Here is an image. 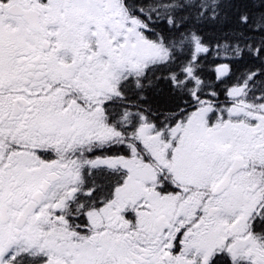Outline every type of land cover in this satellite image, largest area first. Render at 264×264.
Segmentation results:
<instances>
[{
  "label": "snow or ice",
  "instance_id": "6c2138e0",
  "mask_svg": "<svg viewBox=\"0 0 264 264\" xmlns=\"http://www.w3.org/2000/svg\"><path fill=\"white\" fill-rule=\"evenodd\" d=\"M0 264H264V0H0Z\"/></svg>",
  "mask_w": 264,
  "mask_h": 264
}]
</instances>
